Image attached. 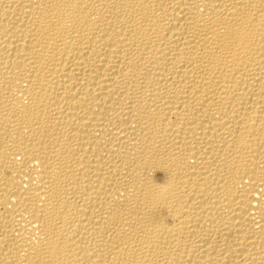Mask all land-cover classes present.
Returning a JSON list of instances; mask_svg holds the SVG:
<instances>
[{"label": "bare ground", "instance_id": "1", "mask_svg": "<svg viewBox=\"0 0 264 264\" xmlns=\"http://www.w3.org/2000/svg\"><path fill=\"white\" fill-rule=\"evenodd\" d=\"M0 264H264V0H0Z\"/></svg>", "mask_w": 264, "mask_h": 264}]
</instances>
